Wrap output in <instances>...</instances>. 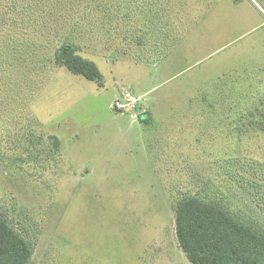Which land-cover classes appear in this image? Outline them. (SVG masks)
<instances>
[{"label":"rangeland","instance_id":"374dc122","mask_svg":"<svg viewBox=\"0 0 264 264\" xmlns=\"http://www.w3.org/2000/svg\"><path fill=\"white\" fill-rule=\"evenodd\" d=\"M190 194L264 226V0H0V212L30 264H192Z\"/></svg>","mask_w":264,"mask_h":264},{"label":"trees","instance_id":"16d2710c","mask_svg":"<svg viewBox=\"0 0 264 264\" xmlns=\"http://www.w3.org/2000/svg\"><path fill=\"white\" fill-rule=\"evenodd\" d=\"M56 63L88 80L102 81L97 65L77 53L70 43L60 45ZM150 119V112L139 115ZM180 247L192 264H264V226L244 218L219 200L190 194L174 206ZM33 243L0 212V264H30Z\"/></svg>","mask_w":264,"mask_h":264},{"label":"built area","instance_id":"2783aa9c","mask_svg":"<svg viewBox=\"0 0 264 264\" xmlns=\"http://www.w3.org/2000/svg\"><path fill=\"white\" fill-rule=\"evenodd\" d=\"M126 95H128V98L118 99L114 102L113 107L115 110L122 111L134 106L132 97L129 95V93H127Z\"/></svg>","mask_w":264,"mask_h":264}]
</instances>
